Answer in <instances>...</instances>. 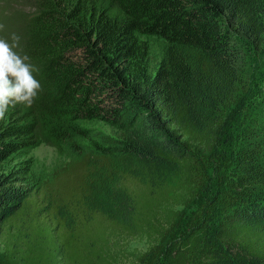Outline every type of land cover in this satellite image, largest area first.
Segmentation results:
<instances>
[{
    "label": "trees",
    "instance_id": "16d2710c",
    "mask_svg": "<svg viewBox=\"0 0 264 264\" xmlns=\"http://www.w3.org/2000/svg\"><path fill=\"white\" fill-rule=\"evenodd\" d=\"M27 1L0 39L20 36L42 91L0 120V166L39 143L77 159L32 185L0 174V264H120L131 238L134 264L166 247L161 264H264V118L240 104L264 0Z\"/></svg>",
    "mask_w": 264,
    "mask_h": 264
},
{
    "label": "rangeland",
    "instance_id": "374dc122",
    "mask_svg": "<svg viewBox=\"0 0 264 264\" xmlns=\"http://www.w3.org/2000/svg\"><path fill=\"white\" fill-rule=\"evenodd\" d=\"M10 1L11 2H9V0H0V24L5 23L7 26L11 22L10 20H15V17L18 19L19 15H21L19 17L21 18L32 14L33 7L30 1ZM17 22L18 21H15L14 23ZM10 26H8V28ZM14 26L16 29V25ZM242 40V70L245 92L244 95L240 97V104H243V109H245V112L251 117L264 118V34L260 45L251 43L249 40ZM161 56V48L155 46L150 56V64L153 68H156L159 64ZM79 125L83 129L88 130L87 132H89L91 137L90 140L98 142L102 146H112L117 140L118 129L116 127L98 121H83L80 122ZM78 145L87 148L89 142L86 140H80ZM71 159L75 160L77 157L73 155H70V157L59 155L50 145L39 143L30 151L15 155L7 162L3 163L0 166V174L3 176L8 175L11 179L18 180L19 182L17 183V186L22 185L21 182L23 180L26 184H37L46 180L54 168L65 164ZM98 193L102 196L106 195L105 188H100ZM193 210L194 209L189 210L187 215L190 216ZM217 216L218 215L216 214L214 216V221L210 222V228L215 225V219H217ZM147 247L148 245L144 240L131 238L129 240L125 239L119 241L113 246V251L120 264H134L135 259L133 252L137 251L139 253H144L147 250ZM168 252V247H166L163 252L164 255L161 257L158 264L163 262V258Z\"/></svg>",
    "mask_w": 264,
    "mask_h": 264
},
{
    "label": "clouds",
    "instance_id": "9594fccd",
    "mask_svg": "<svg viewBox=\"0 0 264 264\" xmlns=\"http://www.w3.org/2000/svg\"><path fill=\"white\" fill-rule=\"evenodd\" d=\"M3 28L0 24V29ZM19 42L20 36L16 33L11 34L10 40L0 39V120L16 105L31 107L42 91L35 75L38 68L28 55L17 51Z\"/></svg>",
    "mask_w": 264,
    "mask_h": 264
},
{
    "label": "bare ground",
    "instance_id": "6f19581e",
    "mask_svg": "<svg viewBox=\"0 0 264 264\" xmlns=\"http://www.w3.org/2000/svg\"><path fill=\"white\" fill-rule=\"evenodd\" d=\"M8 15V14H7Z\"/></svg>",
    "mask_w": 264,
    "mask_h": 264
}]
</instances>
